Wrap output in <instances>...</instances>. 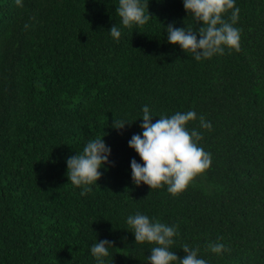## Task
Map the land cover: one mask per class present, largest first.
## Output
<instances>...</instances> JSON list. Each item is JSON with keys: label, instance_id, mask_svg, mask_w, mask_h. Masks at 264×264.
<instances>
[{"label": "trees", "instance_id": "1", "mask_svg": "<svg viewBox=\"0 0 264 264\" xmlns=\"http://www.w3.org/2000/svg\"><path fill=\"white\" fill-rule=\"evenodd\" d=\"M142 2L152 18L124 27L118 0H0V264H97L98 239L116 246L104 264H149L155 245H135L127 225L137 211L177 226L179 257L188 244L208 264H264V0H235L240 50L200 61L167 41V24L202 26L183 0ZM145 106L153 123L195 111L187 128L212 155L177 195L132 182L131 159L144 161L128 141ZM96 137L114 164L81 195L66 160ZM217 241L221 254L207 249Z\"/></svg>", "mask_w": 264, "mask_h": 264}, {"label": "clouds", "instance_id": "2", "mask_svg": "<svg viewBox=\"0 0 264 264\" xmlns=\"http://www.w3.org/2000/svg\"><path fill=\"white\" fill-rule=\"evenodd\" d=\"M15 2L18 7L24 6L23 0ZM183 5L188 16L192 15L202 26L194 31L188 26L178 28L174 23L167 24L168 43L179 44L183 51L194 54L197 61L212 58L216 54L222 55L225 46L240 50V30L234 27L240 9L235 6V0H183ZM229 10L231 16L224 19V14ZM116 12L124 27H143L153 16L148 10V4L142 0H118ZM28 27L26 24L25 28ZM110 34L118 41L121 30L114 24ZM152 118L149 108L145 106L140 124L142 134H133L128 141L129 147L135 149L144 161L142 165L135 158L131 159V179L135 185L145 183L151 189L167 185V191L177 195L210 168L212 155L198 145L203 139L202 134L187 128L188 122L197 119L195 111L162 115L155 123ZM199 121L201 128L211 130L212 124L204 116L201 115ZM126 124L130 123L114 119L112 126L119 130ZM111 151L103 137H96L87 142L82 152L67 158L66 175L69 182L82 188L81 195L92 191L91 185L97 183L103 175L99 170L101 167L107 163L114 164L109 161ZM127 225L134 233L135 245H155L147 257L149 264H208L205 259L198 257L199 248L193 249L188 244L181 247L186 254L183 257L172 251L174 237L178 234L176 225L153 222L148 215L139 211L127 217ZM111 247H116L115 242L108 239H98L91 246V254L97 264H104V258L109 256ZM119 249L120 254L129 255V249ZM207 249L221 254L226 247L217 241L209 242Z\"/></svg>", "mask_w": 264, "mask_h": 264}]
</instances>
